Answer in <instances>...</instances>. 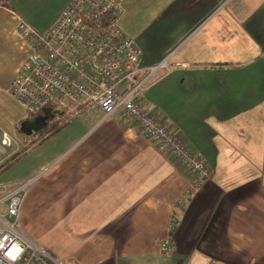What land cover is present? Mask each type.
I'll use <instances>...</instances> for the list:
<instances>
[{
    "label": "crops",
    "instance_id": "obj_1",
    "mask_svg": "<svg viewBox=\"0 0 264 264\" xmlns=\"http://www.w3.org/2000/svg\"><path fill=\"white\" fill-rule=\"evenodd\" d=\"M36 1L0 5V101L10 105L0 104L1 124L25 120L6 94L27 55L17 22L43 32L72 0L42 22L32 14ZM169 1H155L141 26L130 20L133 31L120 27L144 68L169 57L174 69L149 82L146 109L212 177L190 190L196 175L176 157L97 109L34 144L38 134L24 133L26 145L1 158L25 152L0 184L34 179L18 225L62 264H264V0ZM172 216L174 251L163 257Z\"/></svg>",
    "mask_w": 264,
    "mask_h": 264
},
{
    "label": "built area",
    "instance_id": "obj_2",
    "mask_svg": "<svg viewBox=\"0 0 264 264\" xmlns=\"http://www.w3.org/2000/svg\"><path fill=\"white\" fill-rule=\"evenodd\" d=\"M125 0H72L45 31L17 22L26 58L6 94L33 117L47 110L54 115L97 109L102 120L119 115L136 129L137 136L156 143L159 151L176 157L196 175L190 190H198L212 177L206 161L196 155L161 120L146 109L144 92L158 72L174 68L168 58L144 68L142 53L120 27ZM10 135L0 128L1 159L11 147ZM34 183L27 179L0 184V264H62L20 230L18 222L25 197ZM192 188V189H191ZM172 216L160 255L173 251Z\"/></svg>",
    "mask_w": 264,
    "mask_h": 264
},
{
    "label": "rangeland",
    "instance_id": "obj_3",
    "mask_svg": "<svg viewBox=\"0 0 264 264\" xmlns=\"http://www.w3.org/2000/svg\"><path fill=\"white\" fill-rule=\"evenodd\" d=\"M137 1V5H136ZM152 1V2H151ZM155 1L157 0H146V3L144 0H133L132 4L128 5V10L130 11V14H126L120 21V26L123 25V28L129 32L133 31L135 28L136 23H139L141 26V23H145L148 19V13H149V7H151L153 4L155 5ZM175 0L171 2V0L168 2V4L173 3ZM63 0H38L34 3V7L32 10V14L35 18H37L40 22L48 20L52 18L56 12L59 10L61 7ZM167 3V2H166ZM183 2H180L179 4H182ZM212 6V4H210ZM137 6V9L135 7ZM144 6V7H143ZM166 7V6H165ZM165 7L162 9V12L165 11ZM217 13V11L212 14L209 18L211 20L214 15ZM163 15V13H162ZM148 16V17H147ZM212 17V18H211ZM130 20L136 22L132 23ZM1 97L3 96L2 94L0 95ZM0 104L7 108L6 110H10V105L7 100L3 99L0 101ZM15 107L18 108L19 113H23V111L16 105ZM1 112V111H0ZM28 115L26 113H23V119L27 118ZM22 119V118H21ZM0 122V127L6 131L11 139H12V147L14 145L18 146L20 148L24 147L26 145V141L23 139V134L24 132H21V125L22 123L18 120L17 122H12L8 121L7 123L1 124ZM26 134V133H25ZM134 140V139H131ZM2 209L0 208V212Z\"/></svg>",
    "mask_w": 264,
    "mask_h": 264
},
{
    "label": "trees",
    "instance_id": "obj_4",
    "mask_svg": "<svg viewBox=\"0 0 264 264\" xmlns=\"http://www.w3.org/2000/svg\"><path fill=\"white\" fill-rule=\"evenodd\" d=\"M12 0H0V5L4 4L6 2H9ZM73 117L72 113H63L59 115H54L50 113L47 110L42 111L39 115L30 117L28 116L25 120H23L21 123L25 124V122H36L39 123V119H45V123H39V130L37 131L38 138L32 142V144L45 139L49 136H52L57 131H59L62 127H64L70 120H72ZM21 132L23 130L21 129ZM25 152L20 151L16 153L15 155L11 156L10 158L6 159L1 165H0V174L3 173L5 170H7L10 166H12L14 163H16Z\"/></svg>",
    "mask_w": 264,
    "mask_h": 264
},
{
    "label": "flooded vegetation",
    "instance_id": "obj_5",
    "mask_svg": "<svg viewBox=\"0 0 264 264\" xmlns=\"http://www.w3.org/2000/svg\"><path fill=\"white\" fill-rule=\"evenodd\" d=\"M38 126H39V123L27 121V122H25V124L21 125V129L23 130L24 133L27 134L28 132L32 131L33 129H35ZM35 133H37V132H34L32 134H35Z\"/></svg>",
    "mask_w": 264,
    "mask_h": 264
},
{
    "label": "water",
    "instance_id": "obj_6",
    "mask_svg": "<svg viewBox=\"0 0 264 264\" xmlns=\"http://www.w3.org/2000/svg\"><path fill=\"white\" fill-rule=\"evenodd\" d=\"M39 123H45V119H39L38 121ZM40 127H36L35 129H33L32 131L28 132L27 135H31L34 132H37L39 130Z\"/></svg>",
    "mask_w": 264,
    "mask_h": 264
}]
</instances>
